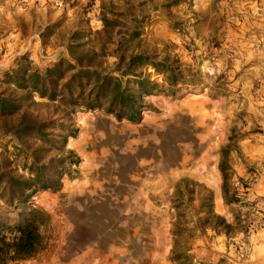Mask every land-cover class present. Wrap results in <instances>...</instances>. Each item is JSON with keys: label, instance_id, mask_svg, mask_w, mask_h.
I'll list each match as a JSON object with an SVG mask.
<instances>
[{"label": "rangeland", "instance_id": "obj_1", "mask_svg": "<svg viewBox=\"0 0 264 264\" xmlns=\"http://www.w3.org/2000/svg\"><path fill=\"white\" fill-rule=\"evenodd\" d=\"M111 1L119 10L130 5L140 20L137 50L176 59L186 69L184 81L172 94L145 96L136 122L116 120L101 110L72 114L77 131L64 150L77 163L69 175H61L56 191L32 195L30 205L49 217V240L20 264H177L174 249H184L189 264H244L254 234L264 232V211L248 195L254 170L244 165L241 183L247 188L235 177L243 164L237 147L256 128H246L243 110L233 104L229 58L222 63L218 58L216 25L200 32L202 14L189 7V0ZM209 1L196 3L204 7ZM98 4L0 0V76L25 52L30 66L39 70L66 57L73 30L100 27ZM114 60L107 56L103 65L110 68ZM145 71L166 85L160 74L149 67ZM227 143L229 183L239 199L230 204L222 195L219 170ZM0 153L16 172H25L30 159L8 136H0ZM199 196L209 198L212 213L227 222L238 218L245 230L226 236L201 227L196 221L202 215ZM2 206L0 200V216L13 219L14 213L4 215Z\"/></svg>", "mask_w": 264, "mask_h": 264}, {"label": "trees", "instance_id": "obj_2", "mask_svg": "<svg viewBox=\"0 0 264 264\" xmlns=\"http://www.w3.org/2000/svg\"><path fill=\"white\" fill-rule=\"evenodd\" d=\"M117 6L111 0H99L100 27L73 30L65 43L66 57L60 56L39 70L30 66L25 52L17 56L12 68L1 73L0 136H8L30 161L23 166L25 172L19 173L0 153L2 212L15 215L13 219L0 216V264H20L33 258L49 240V217L30 205V200L38 190L56 191L61 175H69L70 167L77 163V157L64 150L67 138L77 131L74 112L101 110L116 120L136 122L146 106L145 96L160 91L172 94L184 81L186 69L176 59H157L137 50L140 20L130 5L123 10ZM107 56L115 58L110 68L103 65ZM147 67L160 74L166 85L151 79ZM228 146L222 149L219 170L222 195L230 204L239 199L229 183ZM237 181L247 188L240 178ZM175 192L180 194L177 187ZM198 202L202 215L196 221L201 227L226 236L245 230L238 218L227 222L212 213L207 196H199ZM172 258L177 264H189L184 249H174Z\"/></svg>", "mask_w": 264, "mask_h": 264}, {"label": "crops", "instance_id": "obj_3", "mask_svg": "<svg viewBox=\"0 0 264 264\" xmlns=\"http://www.w3.org/2000/svg\"><path fill=\"white\" fill-rule=\"evenodd\" d=\"M188 5L202 14L200 32H210L216 25L218 58L221 63L229 58L233 104L243 110L246 128H256L238 143L243 164L235 177L246 175L244 165L254 170L248 195L264 211V0H210L204 7L189 0ZM262 236V230L254 234L252 253L244 264H264Z\"/></svg>", "mask_w": 264, "mask_h": 264}]
</instances>
